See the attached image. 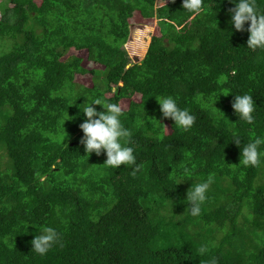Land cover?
I'll list each match as a JSON object with an SVG mask.
<instances>
[{"label":"trees","instance_id":"trees-1","mask_svg":"<svg viewBox=\"0 0 264 264\" xmlns=\"http://www.w3.org/2000/svg\"><path fill=\"white\" fill-rule=\"evenodd\" d=\"M182 4L0 0V264H264V158L240 164L264 137V50L229 24L228 0H203L199 14ZM134 13L159 29L141 62L124 47ZM87 73L90 87L76 81ZM242 94L256 103L252 124L232 107ZM167 95L195 116L188 131L163 118L155 97ZM93 98L122 108L134 165L85 152L81 109ZM210 175L194 217L187 192ZM44 227L59 242L40 255L31 241Z\"/></svg>","mask_w":264,"mask_h":264},{"label":"clouds","instance_id":"clouds-1","mask_svg":"<svg viewBox=\"0 0 264 264\" xmlns=\"http://www.w3.org/2000/svg\"><path fill=\"white\" fill-rule=\"evenodd\" d=\"M172 2L175 3V0ZM228 2L234 5L228 10L229 24L238 32L247 31L250 34L247 48L253 51L264 50V11L259 8L257 0H228ZM182 7L190 13L199 14L203 10V0H183ZM246 24L248 25L247 28H245ZM155 98L159 103L163 118L173 120L174 126L182 131H188L194 125L195 116L188 109L180 108L173 96H156ZM218 99L219 97L213 101L214 109H217L215 104ZM82 105H86L81 109L86 119L80 124L84 133L81 143L84 144L88 156L93 153L99 156L105 152L107 160L104 165L108 167L120 168L121 165H134L136 163L134 149L125 146L126 138L129 137L130 133L122 124V108L118 104L108 103L102 98L87 100ZM93 105H100L104 110L98 111ZM255 105L253 96L249 94L235 95L232 103L239 120L248 124L254 122ZM220 113L225 115L222 111ZM232 141H235L238 146L241 144V139L236 133H233ZM262 145H264V137L258 136L244 146L241 151L240 164L243 166L258 165L264 158V151L260 150ZM181 167L187 174L188 169L184 166ZM139 169L140 166L137 165L135 171H139ZM195 179L199 180L198 177ZM212 183L213 177L210 175L206 180L195 182L188 190L187 201L191 204L192 216L200 215L201 205L206 201V194ZM40 231L42 234L35 236L31 241L32 251L46 255L53 245L59 242V234L52 227H44ZM200 252L204 253L205 249L202 247ZM211 264H216V261L213 260Z\"/></svg>","mask_w":264,"mask_h":264},{"label":"rangeland","instance_id":"rangeland-1","mask_svg":"<svg viewBox=\"0 0 264 264\" xmlns=\"http://www.w3.org/2000/svg\"><path fill=\"white\" fill-rule=\"evenodd\" d=\"M130 36L128 39V42L125 44V49L128 51V54L133 62H141L145 55L139 54V48L143 41H151L152 35L154 33L158 34L159 29L156 26V20L155 19H144L140 16L139 13H134L133 17L130 18ZM140 37H143V39H140ZM148 44V46H149ZM68 55H77L84 59L83 65L88 69H103V66L100 64H97L95 62H92L88 59L87 52L85 50H75L72 49ZM93 75L91 73H87L84 75L78 74L76 75V81L84 86L90 87L93 85ZM141 100V95L137 94L133 96L131 99H123L120 103V106L123 109H127L129 107L130 101ZM4 159V158H3ZM219 236H223V234L220 232Z\"/></svg>","mask_w":264,"mask_h":264}]
</instances>
